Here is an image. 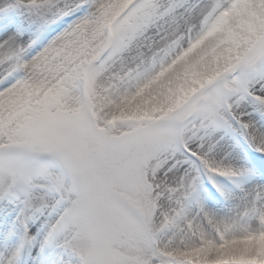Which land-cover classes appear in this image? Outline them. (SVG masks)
Wrapping results in <instances>:
<instances>
[{
    "label": "snow or ice",
    "instance_id": "obj_1",
    "mask_svg": "<svg viewBox=\"0 0 264 264\" xmlns=\"http://www.w3.org/2000/svg\"><path fill=\"white\" fill-rule=\"evenodd\" d=\"M0 264H264V0H0Z\"/></svg>",
    "mask_w": 264,
    "mask_h": 264
}]
</instances>
